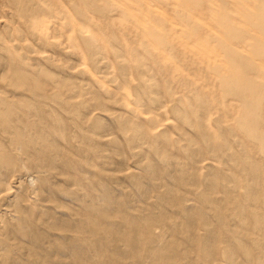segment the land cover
<instances>
[{
	"label": "bare ground",
	"instance_id": "1",
	"mask_svg": "<svg viewBox=\"0 0 264 264\" xmlns=\"http://www.w3.org/2000/svg\"><path fill=\"white\" fill-rule=\"evenodd\" d=\"M0 208V264H264V0H0Z\"/></svg>",
	"mask_w": 264,
	"mask_h": 264
},
{
	"label": "rangeland",
	"instance_id": "2",
	"mask_svg": "<svg viewBox=\"0 0 264 264\" xmlns=\"http://www.w3.org/2000/svg\"><path fill=\"white\" fill-rule=\"evenodd\" d=\"M26 39H28L29 41H32V39L29 36H25ZM48 53V51H47ZM60 59V58H58ZM63 60H72L71 62V66L73 67V71L76 69L78 62L75 61V59H72L71 56L69 57H65L62 58ZM87 70L90 74L95 75L97 77L100 78V80H102L103 84L106 85V87H108L109 90H111L112 95L114 98H109L108 96H102L103 94H100L97 89L94 90H90L93 91V94H95V96L99 97V100L101 102V106L102 107H107V108H112L114 110H121V104L118 102L116 103L115 100L121 99V88L123 87L122 83L121 84H114L111 82H108L106 80H104L101 76H104V73H100L98 72L96 69L93 68L92 65H86ZM109 71V70H108ZM77 74H75L74 76H76ZM89 74H87L85 76V78L88 77ZM102 97V98H101ZM97 112V111H95ZM104 117H106L104 115ZM110 131L115 132L116 130L110 126L109 128ZM104 145V144H101ZM103 149H109L108 146H104ZM105 153L109 154V150H106ZM120 154H112L109 158L108 161H104V164H102V162L99 164L100 167L97 168V170H99L100 172L105 173L104 176L100 179L101 181L106 180L107 185H108V191L109 192H115L116 195L114 196V194H111L109 197L108 196H104L103 191L99 188V186L93 182V184H90L88 186L89 189H87V192L92 193L94 195H96L99 198H102V200L99 201V206H102L103 208L108 210V216L110 218H114L115 216V210L117 208V206H119L121 203L124 205H128V206H133L136 204H140V205H144L146 203H149L151 200L150 197H141L139 196L137 189L134 187V185L130 182L129 179H123V180H119V183H121V185L123 187H120V185H118L114 180H113V176L116 175H120V171L122 170V167L120 166V160L122 158H124V153L119 152ZM146 161V160H144ZM135 165V164H134ZM173 170L169 169L168 171L163 170L162 175L160 176V180H157V182H162L164 184V182H169L172 181V177L174 176L175 173H172ZM14 174L8 175L7 177V183L10 184V186H15L17 185V182L20 180L21 182L23 181V183L27 180L25 179H21L19 178L20 175H18V173L14 172ZM18 176V177H17ZM31 179V177H29ZM28 179V181L30 180ZM95 179V178H93ZM143 182L146 186L148 187H152L154 184L156 183V181H154L153 179L149 178L148 176H143L142 177ZM153 184V185H152ZM125 188L126 190H128V192L130 193V200H128L124 195L125 192L122 191L121 189ZM15 192V188L13 189ZM151 190V189H150ZM152 191V195H156V191L157 190H151ZM111 196H114L112 198H110ZM128 196V195H127ZM74 197V194H69L67 196V208H62L60 210L57 211V214L60 213L63 215V217H69V214L67 215L64 211L67 210L68 212H70L71 208L74 206V204L70 201L72 200V198ZM89 197V196H88ZM87 197V198H88ZM64 198V197H63ZM10 207V206H9ZM8 205H4L1 210V213H6V210L11 209V207L9 208ZM114 208V209H112ZM6 209V210H5ZM8 214V213H7ZM52 232V231H51ZM47 233V232H45ZM34 241H31V244H33ZM38 243H36L34 246L37 247V252L40 251H46L48 253H51V255L49 256L50 259L53 260V262L61 260V253L60 252H56L55 249H50L47 247L46 242L42 243L41 240H37ZM38 244H40V246H38ZM32 257V253L31 255H27L26 260L24 261V263L21 264H30V258ZM0 263H2L0 261ZM63 264H67L66 262H64Z\"/></svg>",
	"mask_w": 264,
	"mask_h": 264
}]
</instances>
